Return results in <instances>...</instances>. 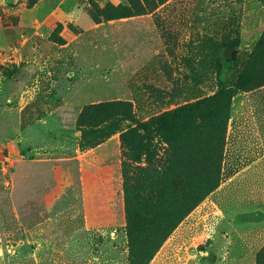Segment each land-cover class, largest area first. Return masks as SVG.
Instances as JSON below:
<instances>
[{
  "label": "rangeland",
  "instance_id": "obj_1",
  "mask_svg": "<svg viewBox=\"0 0 264 264\" xmlns=\"http://www.w3.org/2000/svg\"><path fill=\"white\" fill-rule=\"evenodd\" d=\"M262 44L264 0H0V180L14 187L31 149L69 158L32 198L15 181L18 220L0 203V264H144L158 245L147 264H218L203 218L161 240L218 182L229 102L259 81L245 71ZM111 101L134 120L77 124Z\"/></svg>",
  "mask_w": 264,
  "mask_h": 264
},
{
  "label": "crops",
  "instance_id": "obj_2",
  "mask_svg": "<svg viewBox=\"0 0 264 264\" xmlns=\"http://www.w3.org/2000/svg\"><path fill=\"white\" fill-rule=\"evenodd\" d=\"M36 151L29 150L18 160L14 187L5 188L0 180V203L12 220H18L15 181L21 180L25 197L32 198L35 189L50 186L54 165L69 159L54 152L39 158ZM186 218L211 224L209 236L215 240L211 251L220 255L218 264H244L264 246V85L231 97L219 184Z\"/></svg>",
  "mask_w": 264,
  "mask_h": 264
},
{
  "label": "trees",
  "instance_id": "obj_3",
  "mask_svg": "<svg viewBox=\"0 0 264 264\" xmlns=\"http://www.w3.org/2000/svg\"><path fill=\"white\" fill-rule=\"evenodd\" d=\"M238 44H239V41L236 40V41L227 42L223 45H225V48L228 46H233L237 48ZM235 56H236V52H234L233 61H235ZM254 69L259 71L258 72L259 77H260L259 81L254 85L246 87L244 90H242L244 92L254 90L264 85V44H262L255 51V56L254 58H252V61L249 63V66L247 67L245 71V75L246 76L252 75ZM130 110H131V104L130 102H127V101L101 102L98 104L84 106L77 118V124L81 125L83 121L85 119H88L92 113H95V115L92 117L93 122L99 120L100 116L108 117L110 113L116 114L117 116L124 117L125 119H128V120H134L133 116L130 113ZM228 115H229V109H228ZM169 125L170 124H168V126ZM131 135H133L132 132L127 131L126 133H124V139H129ZM224 135H225V132H224ZM223 144H224V137H223ZM223 144H222V151H223ZM221 158H222V152H221V157H220V163L218 166L219 168L218 182L213 187H211L202 198L196 201L187 211L184 212V214L181 215V217H179L175 221V223L171 226V228L168 229L167 233L162 238L161 242L170 234L172 230L176 229V227L184 220V218H186L189 215L192 209L196 207V205H198L202 201V199L206 197V195H208L211 191H213L218 186L219 181H220ZM143 227H144V223L142 221L133 220L132 222L128 224V234L131 235L134 232L142 229ZM161 242L159 244H161ZM158 246L157 248H155V251L150 256L147 257L146 262H144V264H147V262H149L152 259L154 253L157 252L158 250ZM255 258H256L255 264H264V246L257 252ZM131 263L135 264L134 260H132Z\"/></svg>",
  "mask_w": 264,
  "mask_h": 264
},
{
  "label": "water",
  "instance_id": "obj_4",
  "mask_svg": "<svg viewBox=\"0 0 264 264\" xmlns=\"http://www.w3.org/2000/svg\"><path fill=\"white\" fill-rule=\"evenodd\" d=\"M235 47L228 46L223 49L222 51V62L225 64V62H233V55L235 52Z\"/></svg>",
  "mask_w": 264,
  "mask_h": 264
}]
</instances>
